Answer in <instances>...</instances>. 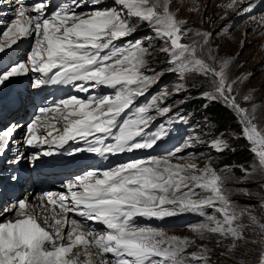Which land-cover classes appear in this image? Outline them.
Wrapping results in <instances>:
<instances>
[{
	"label": "snow or ice",
	"instance_id": "6c2138e0",
	"mask_svg": "<svg viewBox=\"0 0 264 264\" xmlns=\"http://www.w3.org/2000/svg\"><path fill=\"white\" fill-rule=\"evenodd\" d=\"M173 2L63 0L53 8L51 0L31 4L15 0L10 21L0 20L4 25L0 117L6 105L18 109L29 103L27 88L7 98L3 93L7 85L29 73L38 74L31 81L33 89L71 85L87 95L39 107L25 125L0 118V164L7 157L6 168L0 167V184L15 187L28 181L31 177L22 165L34 168L42 157L61 154L70 142L83 146L70 149L69 156L86 152L105 157L153 149L169 135L163 124L150 131L158 118L188 123L183 116L170 115L173 108L168 101L189 91L190 80L192 89H200L201 99L220 103L237 117L253 165L242 168L238 177L218 171L211 156L200 166L194 153L181 154L205 143L223 153L229 144L222 135L208 141L190 135L163 155L89 168L63 181L64 191L42 192L35 202L27 193L5 201L0 191V264H211L214 249L207 245L188 252L196 243L193 238L137 222V218L163 220L187 212L204 217L189 226L196 239L215 237L218 248L227 242L221 256L234 255L242 244L251 243L259 246L254 264H264V103L257 104L251 91L241 94L239 85L247 76L232 78L233 58L218 55V47H213L212 38L223 27L193 31L179 17L182 5L173 9ZM89 5L91 11H78ZM225 8L246 15L255 5L251 0H229ZM260 22L264 27V16ZM145 24L151 35L137 38ZM27 38L34 42L26 59L12 60L14 47ZM158 55L166 57V70L151 67ZM167 73L177 76L171 89L164 86L138 105L137 100ZM100 88L111 92L95 94ZM21 128L23 135L16 141ZM14 144L15 151L8 156ZM243 181L257 183V205L239 207L233 201L229 183Z\"/></svg>",
	"mask_w": 264,
	"mask_h": 264
},
{
	"label": "rangeland",
	"instance_id": "374dc122",
	"mask_svg": "<svg viewBox=\"0 0 264 264\" xmlns=\"http://www.w3.org/2000/svg\"><path fill=\"white\" fill-rule=\"evenodd\" d=\"M6 2L14 4L15 0H6ZM228 2L229 0H174L172 8L176 9L178 6L182 5L179 17L185 19L188 27H191L193 31H217L223 27V31H217V34L213 36V47H218V55L230 56L233 58V62L229 68V75L232 78H243L247 76V79L239 85L241 94L251 91L254 95L255 102L257 104H262L264 103V27H261L260 17L264 16V2L261 6L255 7L252 13L246 15H238L235 10H227L225 6ZM106 3L110 4L111 0H106ZM12 8L13 7L10 6V9ZM91 10L92 6L78 9V11L83 12H89ZM252 17L255 19H252ZM214 19L216 22L212 23L211 21ZM0 20L6 22L1 16ZM3 28V24H0V34L3 32ZM145 34L149 36L151 35L146 24L140 27L139 32L137 33V38H140ZM1 39L3 40L2 35H0V40ZM32 41L34 42V40ZM241 41H244L243 47H241ZM33 42H31V46ZM27 46L28 45L19 48V55L24 52L23 50ZM29 48L31 49L29 46L25 50L26 53ZM24 58H26V55ZM151 67L166 70V57L164 55H158L155 57V61L151 64ZM34 77H36L35 74ZM176 80L177 76L174 74L167 73L164 75L160 83L145 95L147 96L146 101L149 100L151 96L156 95L164 86H168V88L171 89L172 84L176 82ZM31 81L32 78L29 83H31ZM192 82L193 81L191 80L188 82L190 88L189 91L174 96L168 101V104L173 108V112L170 114L171 116H181V113L185 110L187 115L194 117V123H181L178 120L170 122L168 117L158 118L150 131H155L159 125L163 124L168 129L169 135L162 142L158 143L156 147L150 149V151L144 152L141 157L163 155L166 152L173 150L176 146L182 145L184 140L190 135H199L205 141H208L215 136L222 135L229 144L228 151H237V149L241 147H244L246 150L245 162L239 163V170L232 169L230 165H225L224 167L218 165L227 151L216 153L210 149L206 143L196 145L195 147L186 150V152L181 155H187L189 152L194 153L199 157L197 163H199L200 166H203L208 162L205 157L211 156L212 164L218 171L227 170L234 176L238 177L241 175L242 168H249L253 165L254 159L253 153L249 150V142L242 138L241 125L234 113L220 103H209L207 100L202 99L203 101L200 102V104H202L199 106L196 105L200 98V89H192ZM102 94H106V91H103ZM138 100L137 104L139 105L142 103V100L140 99L141 101L139 103ZM217 106L228 111L231 118H228L227 120L225 119L220 124L216 122V111L214 110V107ZM25 110L28 109L25 108ZM31 116L33 115L27 116V121H29L28 117ZM262 127H264V125H262ZM21 130L22 128L20 131ZM243 140L244 143L241 142ZM173 162L176 163L178 161L174 160ZM229 188L232 193L233 201L239 207L257 205L259 200V196L256 195L259 191L257 183L253 181H243L242 183L230 182ZM244 189L252 192L253 195H244L242 191ZM205 211L208 214L212 213L211 209H206ZM203 219L204 217L199 214L187 212L163 220L137 218V222L140 225L147 224L162 228L169 235L174 234L177 236H189L193 238L196 243L189 247L188 252L197 251L198 245H207L210 249H214L211 264H254L259 254L258 245H253L251 243L242 244V246L235 251L234 255L221 256L220 252L227 247V242H225L222 248H218L215 246V237L211 240L196 239V237L189 231V226L197 224ZM244 223H248V221L245 220ZM252 238V234L249 233V239Z\"/></svg>",
	"mask_w": 264,
	"mask_h": 264
},
{
	"label": "bare ground",
	"instance_id": "6f19581e",
	"mask_svg": "<svg viewBox=\"0 0 264 264\" xmlns=\"http://www.w3.org/2000/svg\"><path fill=\"white\" fill-rule=\"evenodd\" d=\"M26 2L31 4L33 2V0H26ZM61 2H63V0H51L52 7L55 8ZM251 2L255 5V7H258V6H261L263 4L264 0H252ZM88 7H91V5H89ZM6 8H7V6L4 3H3V6H0V15H7V16H4L3 18L5 19L6 22H9L11 17H12V13H8L6 11ZM49 11H51V9ZM3 30H4V28H3ZM30 39L31 38L23 39L17 46L14 47V50L11 52V59L12 60H23L22 56H21V55H23V53H21L22 52L21 51L20 52L21 54L19 55L18 50H20L19 48H21V47L23 48L24 46L29 45L28 41ZM30 50L31 49L29 48L26 55L29 53ZM4 63L5 64L8 63V59H5ZM33 74H35L36 76L38 75L36 73H29L28 76L19 78V80L13 81L11 84L7 85L3 89V93L4 94L7 93V95H5V98H7L9 93H15L16 91H24L25 88H27L26 95L29 98V103L27 105L32 107L33 110H37L39 107H42L45 105H52L54 101H58L62 98H67V97L73 96V95H76L79 97H85L87 95L86 93H81V92L76 91L71 85H49V86H43L39 89L29 88L27 86V81L30 78V76ZM101 91H106V93H110L111 89L100 88V89L96 90L95 94H99ZM99 95H103V94H99ZM9 112H10V110L6 113H4V111H3L2 116L5 117L6 115H8L9 121H18L22 125H25L28 122L27 117L22 118L20 120H17L16 116L10 115ZM37 114H35L31 117H28L29 121L31 119H33ZM3 120H4V118H3ZM23 132H24V129L22 128L21 132L19 130L16 133V137H15L16 141L20 140L21 136L23 135ZM82 146H83L82 144H75V143L70 142L67 146H65L63 149H61V154L53 156L55 159L67 160L69 162H74V163L80 162V161L85 160V159L93 160L90 163H87L84 166L80 167L79 169H77L74 172H68V171L65 172L62 175V177H64L63 181H65L66 179L71 178L75 175H79L83 171H85L89 168H96V167L108 168V167H111L113 165L120 164V163H118V157L128 158L129 155H132V153H123L120 155H108L105 157H100V156H96V155L89 154L86 152L79 153L75 156H69L66 154L70 149L75 148V147H82ZM14 151H15V144L13 145L12 151H10V153H12ZM27 151L32 152V151H34V149H27ZM36 166H37V163H36L34 168H36ZM22 167H24V169H25L24 174L28 175V176L30 175L29 172L34 170V168H29L27 165H22ZM4 174L7 175V172H5ZM50 178H53V177H50ZM43 179L44 178H39L38 181H35V180L32 181L31 180L32 183L30 182L31 185L29 187L33 186L34 189L32 191H30L28 189L24 190L20 196L24 195L25 193L30 194L31 197L33 198V202H35L36 197H38L42 192H45L48 189L53 190L52 192L64 191V189H62L60 187V185L63 181L62 182L55 181L52 183H48L47 187H45V186H42V184H41ZM69 215H72V214H69ZM89 223H91V222H89ZM93 226L98 228V229L103 228V226L99 225V224H95Z\"/></svg>",
	"mask_w": 264,
	"mask_h": 264
},
{
	"label": "trees",
	"instance_id": "16d2710c",
	"mask_svg": "<svg viewBox=\"0 0 264 264\" xmlns=\"http://www.w3.org/2000/svg\"><path fill=\"white\" fill-rule=\"evenodd\" d=\"M203 101L201 98H199V100L197 101L196 105H201L200 102ZM215 112V116L216 119L215 121L218 122L219 124L222 123L225 119L227 120L228 118H231V115L228 111H225L224 109L220 108L219 106L214 107ZM191 118L194 120V117L191 116ZM242 143H244V140L241 141ZM245 148L241 147L239 149H237V151H228L224 154V157L222 158V160L220 161V164L222 167H224L225 165H230L232 169H236L239 170L240 166L239 163H244L245 162Z\"/></svg>",
	"mask_w": 264,
	"mask_h": 264
}]
</instances>
